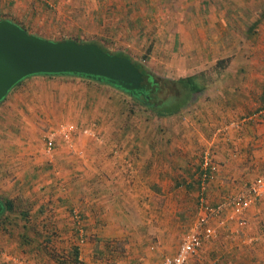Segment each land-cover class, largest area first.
I'll return each mask as SVG.
<instances>
[{"label":"rangeland","instance_id":"374dc122","mask_svg":"<svg viewBox=\"0 0 264 264\" xmlns=\"http://www.w3.org/2000/svg\"><path fill=\"white\" fill-rule=\"evenodd\" d=\"M131 1L133 4L130 7L133 9L136 2ZM127 2L128 0H0V18H10L19 22L29 33L45 39L58 41L62 38H79L102 44L104 43L101 41L100 34L102 33L98 30L95 32L98 25L104 24L105 20L117 18L126 7H129ZM263 4L264 0H224L221 8L216 9L223 11L224 22L229 32V34L226 33L224 42L247 47L244 45L249 38L246 33L247 26L252 24V19L256 17ZM83 13L92 15L96 29L89 27L91 20L86 21V18H81ZM86 22L89 25H85ZM79 25H83V29ZM256 25L260 29L262 21ZM210 28L213 29V27ZM214 31L213 29L212 32L214 33ZM91 32H95V34ZM261 35L257 36L258 40ZM111 44H114L111 46L113 47L111 52L130 56L136 63L143 65L156 75L170 78L179 77L177 73L184 75L181 66L160 68L150 66L148 63L150 57L146 56L149 53L147 51L144 52L145 54L133 52L130 54L126 53L127 49H122L117 41H112ZM254 45L249 44V46ZM242 51L235 54L239 55V53H243ZM216 57L214 64L211 63L208 67L199 65L189 71V75L202 71L206 73L203 78L206 81L204 90L210 86H216V82L225 72L229 61L235 58L233 56ZM255 57L256 52L251 53L249 50L241 55L242 59L236 58L235 61L243 59L253 61ZM179 58L183 59V57ZM220 59H223L224 68H221L220 64L217 65ZM29 81L30 83H28ZM32 81L27 80L9 91L6 98L0 103V160L2 161L0 165V196L14 199L16 209L31 205L24 201L27 191L31 188V181L35 178V176L29 177L34 173L44 178L45 174L49 173L53 175V183L57 182L54 188L58 195H65L77 186L82 188L80 192L86 194L84 200H87L92 192V180L83 181L79 178L80 175L93 173L94 169L104 178L99 179L96 185V188L106 192V194L100 195V197L104 195V200L101 198L100 200L112 203L107 204V209L101 212V216L103 215L100 221L101 226L95 220L91 222L84 220L81 210L87 206V201L82 203L83 199L79 198L77 204L75 203L71 207V209L73 207L81 209L83 220L80 227L83 230L84 241L82 244H80L78 225L72 219L71 213L68 214H70L74 225L73 228L70 226L67 230L71 234L68 238L61 237V228L54 222L55 213L51 211L52 209L46 214L49 220L46 227L36 224L38 222L31 210L27 217L29 221L27 228H24L23 219H19L18 215L16 218H12L8 229L0 230V235L2 238L5 235L10 238L9 247L15 253L21 252L23 248H35L41 253L39 259L36 257V261L32 262L34 264H84L82 256L89 252L91 246L97 251L104 250L105 247L108 264H122L121 260H125L124 258H126L124 264H129L127 261L132 262V258L137 261V264H153L155 262L158 264L161 258L158 254H171L177 250L183 237L196 226L201 217L198 190L192 188L176 193L173 209L168 205L163 206L165 203L168 204L167 196L158 200L160 211L153 206L157 202L156 191L158 190L155 187L157 186V176L161 177L160 173L169 172V169H171V173L175 171L176 181H182L180 182L182 189H185L183 184L196 179V167L200 166L202 153L209 151L213 162L218 167L219 174L226 171V174L229 175L230 172L233 178H224L217 172L215 179L209 183L206 191V199L210 204H215L222 198L242 190L255 176L264 174L262 147L251 148L249 144H246L245 159L237 164L239 158H244L240 154L242 149L240 152L237 149L228 151L227 147L223 150L221 143L217 140L222 133L232 129L238 131L243 126L263 123L264 105L262 106V101H254L252 107H249L251 111L248 114L224 123L223 132L215 131V128L208 131L210 126L207 131L204 130L203 127L206 126L202 124L198 114L197 129L191 131V135L185 136L184 132L187 129L184 127L183 132L181 130L176 132V139H174L172 133L179 130L180 124L191 120L184 115V109L173 117H157L142 109L134 108L130 97L124 93H112L109 89L94 88L69 78L58 77L49 80L53 82L38 84H33ZM245 107L247 108V105ZM198 108L200 109V107ZM173 121H178V125L172 128ZM66 123H72L78 129L74 134V148L67 147L58 138L54 148L55 153L50 154L53 155L50 157L44 150V137L51 129ZM84 131L90 132L92 136H88ZM132 144H137L134 147L139 148L140 146L141 148L135 150L134 153H131V149L127 156L124 147H131ZM190 144L193 147H190ZM26 146L28 148H24ZM29 147L33 153H36L39 159L37 162H34L33 157H26V154H22V152L29 151ZM62 147L65 149L67 158L58 157ZM89 147L92 150L91 153H88ZM254 149L256 150V162L249 164V158L254 157L252 154ZM140 160L144 162L142 165L139 164ZM226 162L235 163L233 171L232 169L231 171L225 170ZM70 163L78 165L73 173L76 172V175H80L60 181L65 177L63 173L66 176L71 175L66 172L70 168ZM147 163L148 165H146ZM187 164L190 165L189 170H185ZM173 165H175L174 171L172 170ZM243 166H246V171L241 172ZM247 172L252 176L249 179L242 178L243 173L247 174ZM132 178L134 181L130 182ZM144 179L149 182H145ZM151 179H155V182ZM42 181L43 179L39 180V182ZM221 182L227 187L224 193H218L217 196L209 193L208 190L212 186ZM36 183L38 184V181ZM107 185L113 187V190L117 188L118 194L116 195L114 191V194L107 196ZM159 185L161 191L158 194L160 195L163 193V189L167 191V194L172 191L169 189L171 186L169 181L167 184L160 181ZM127 186L133 187V190L128 189V192H124L122 189ZM120 192L121 194H119ZM135 192L138 194L137 196H134ZM39 199L40 197H37L36 204L39 203ZM70 205L67 211H69ZM161 207H163L162 210ZM162 212L164 215L160 214ZM87 224H90V227ZM208 224L214 228V234L205 240L201 248L191 256L189 264H254L252 259L264 254V198L255 201L244 211L243 219H231L229 211L224 210L218 218L209 219ZM22 233H26L32 241L25 243L26 245H19V243L22 244L20 241ZM122 234H128L126 236L132 239L127 242L130 247L121 249L118 244L115 248V245L112 246L110 243L113 241L116 243ZM144 235L149 238L152 248H147L145 254L139 250L140 246L137 245L139 237ZM42 236L45 238L42 239ZM98 237L102 240L107 239L97 240L95 243ZM63 244L67 245L66 249L61 248ZM107 244H110L111 248L107 249ZM73 247L78 248L79 251L80 262L78 261V263L65 257ZM16 248L20 250L16 251ZM126 250L130 252L128 255ZM1 252L3 249H0ZM46 257L49 260L45 259ZM158 259L159 261H157ZM14 262L9 261L5 264H27L25 261Z\"/></svg>","mask_w":264,"mask_h":264},{"label":"crops","instance_id":"0c3cea01","mask_svg":"<svg viewBox=\"0 0 264 264\" xmlns=\"http://www.w3.org/2000/svg\"><path fill=\"white\" fill-rule=\"evenodd\" d=\"M134 1L136 2L135 6L133 7V9L135 8V11H133V9H131L130 7L132 6L133 2L131 0H128L127 3H129L128 4L129 7H126L124 9V12H122V14H120L115 19L105 20L104 24L101 25L97 24L98 25L97 29L95 25L96 23L93 21L94 18L92 17L91 14L83 13L81 15V18L82 19L86 18L85 19L86 21L91 20L90 25L88 24V22H86L85 25H89V27L90 26L95 27L96 29L95 32H97V30L100 31L102 33L100 34L101 41L104 42L103 44L109 47L111 50L113 49V47L111 46L114 45L111 44V42L117 41L118 44L120 43V47L122 49L124 50L127 49L126 53L131 54L133 52V53L141 54L147 51L149 53H147L146 56L148 58L150 57V59H148L149 60L148 63H150V66L156 68L181 66V68H183L184 75H180L181 73H177L178 76H186L187 74L189 75L190 74L189 71L195 67H198L199 65H201V67L202 66L208 67L211 63L214 64L217 58L216 56L235 57L232 58L227 64V68L216 82L215 84L216 86L213 87L210 86L206 88V90H203L201 93L196 94L192 103L189 104L186 108H183L185 112L184 115L188 116L189 119L191 120L185 121L183 124H180L179 130H175L174 134L172 133L174 139H176V132L180 130L183 132L184 127L185 129H187V131L184 132V135L185 136H189V134L191 135L192 134L191 131L193 132V130L197 129L196 123L197 120L199 119V116L202 124L206 126L203 127L204 130L207 131V129L210 126L208 131L215 128V131L219 130L223 132L222 130L224 129L222 126H224V123L234 121L238 117L244 114H248V112L251 111L249 107L250 106L252 107L254 101L257 102L262 101V106L264 105V6H263L264 4L261 6L256 17L252 19V24L247 26L246 33H248L249 38H248V42L244 43V45H246L247 47L245 46L241 47L240 45H236V43L224 42V38L227 36L226 33L229 34V32L224 22L225 16L223 11L216 10L218 7L221 8V5L224 3V0H134ZM78 18L80 17L78 16ZM261 21H262V26H260L259 29V27H256L257 26L256 24H259ZM79 26L81 27V29H83V25H79ZM210 27H213V29L215 30L214 33L212 32L213 29H211ZM95 32H91V33L95 34ZM259 35H261L260 40H258L257 37ZM219 41H221V43H219ZM249 44H255V45L249 46ZM241 50H243L242 51L243 53L248 52L249 50L251 53L256 52L255 59L253 61H247L244 59L235 61L236 58L242 59L240 57L243 53H239V55L235 54ZM186 53L188 54L184 56V54ZM179 57H183V59H180ZM209 58L211 61L208 60ZM40 82L43 83V82H53V81H49L48 79L45 80L44 78H40V77L34 78L32 81L33 84H38ZM28 83H30V81ZM109 91L114 93V91L111 89H109ZM246 105L247 108L245 107ZM197 106L200 107V109ZM169 117H173V116H169ZM178 121H173L174 124L172 125V128L178 125ZM199 124L200 122L198 123V125ZM225 133L224 134L222 133V135H220V137L217 139L221 143L223 150H225V148L227 147L226 150L228 151H231L232 149H237L238 152H240V149H242L240 154L243 155L244 158L243 157L241 159L239 158L237 164H240V162L245 159V153L247 150L246 144H249L251 148L262 147L263 148L262 159L264 160V122L261 124L250 125L247 127L243 126L238 131L232 129L229 132L227 131ZM182 138H184V136H182ZM134 145L137 144H132L131 147L128 146L124 147L126 148L125 152L127 153L126 154L127 156L129 155L128 153L131 149H132L131 153H134L135 150H139L141 148L140 146L139 148L137 146L134 147ZM190 147H193L192 144H190ZM24 148H28V147L26 146ZM255 151H256L255 149L252 150V154L254 155V157L249 158L250 159L248 161L249 164H254L256 162ZM91 152L92 150L89 147L88 153ZM22 154H26L27 155L26 157H31V158L33 157V159H35L34 162H37L39 160L36 153H33L31 148L29 151L22 152ZM52 156L53 155H50V157ZM58 157L59 158L68 157L65 153L64 147H62V150L59 151ZM1 162L2 161L0 160V165ZM62 163L65 162L62 161ZM143 163L144 162H142L141 160L139 161V164L142 165ZM148 163L146 165H148ZM226 164L227 167L225 170L231 171L232 169L233 171L234 169L233 164L235 163L230 164L226 162L225 166ZM109 167H113V166H109ZM77 168L78 165H74L73 163L72 164L70 163V168L67 169L66 172L71 173V175L66 176V174L63 173L65 177H63V180L60 179V181L67 180V178L69 179L73 178L74 175L79 176L80 174L76 175V172L73 173ZM189 168L190 165L187 164L185 170H189ZM245 168L246 166H243L241 168L242 169L241 172L246 171ZM174 169H175V165L172 166L173 171ZM169 170L171 171V169ZM170 171L169 172L165 171L164 173L163 172L160 173L161 174L160 178L157 176V186L155 187V189L157 188L158 190L156 191L157 202L153 206H155V208L158 211H160L158 200L162 197L167 196L166 198L168 201V204L165 203L163 206L168 205V207L171 206V208L173 209V207L175 206L174 198L176 197V193L184 192L189 188L199 191L198 181L196 179H193V181L190 182L187 181L185 184H183L185 189H182V185L180 183L182 181H176L177 176L174 174L175 171L174 173L173 172L171 173ZM32 174L33 175L30 176L29 178H32L34 176L35 178L32 179L33 181H31L30 184L31 188L27 191L24 199L26 204L31 203V205H27L26 207H23L22 210L24 211L28 210L29 213H30L29 210L33 211L35 220L38 222L36 224H38L40 227L48 226L49 220L48 217H46V214L48 211H50V209H52L51 211H54L55 213L54 222L57 226L61 228L60 229L61 237L68 238L71 234L68 233L67 230L70 226L73 228L74 225L72 219L69 216L70 214L68 213H70L71 207L74 206L75 203L77 204V201L79 200V198H81L83 199L82 203H85L87 201V206L86 207L84 206L82 210L80 209L81 212L83 213L84 220H86L87 222H91L92 220H95L99 222V226H101L102 223L100 221L103 217V215L101 216V212L107 209V204H112V203L107 200L102 201L104 200V195L101 197L100 195L106 194V192L96 188L99 179H104L102 175L99 174L98 171L95 172L93 169V173L90 174L87 173L86 175L83 176L80 175L79 178L80 180L83 181L92 180L91 184L93 188L87 200H84L86 198L85 196L86 194H82L80 192L82 191V188L80 187L78 188L77 186H75L74 188L71 189V192H68L65 195H58V193H56V190L54 188V185L55 183L57 184V182L55 181L53 183V179H54L52 177L53 175L46 173L45 177L42 178L39 175H35L34 173ZM220 175L224 178H228V179L232 178L230 172L229 175H227L226 171H224L222 174H219V176ZM243 175L244 176L242 178H246V179H249L252 176L248 172L247 174L243 173ZM164 176L166 177L163 178ZM40 179H43V181L39 182ZM134 179L137 178L134 177ZM134 179L132 181L130 180V182H133ZM37 181L38 184L36 183ZM144 181L149 182L146 179H144ZM151 181L155 182V179L154 180L151 179ZM160 181H163L164 184H167V182L169 181V183L171 184L169 189H171L172 191L167 194V191L166 190L164 191L163 189L162 190L163 193H161V195L158 194V192L161 191L159 185ZM226 188L227 187L224 185V183L221 182L212 186L208 191L209 193H212L215 196H217L216 194L218 193H224V190ZM115 189L116 190H113V187L107 185V196L114 194V191L117 195L118 194L117 192L119 190L117 188ZM128 189L133 190V187L127 186L125 189L122 190L124 192H128ZM134 191H136V189H134ZM119 194H121V192ZM137 195L138 194L135 192L134 196ZM37 197H40L39 199L40 201L38 204H36ZM100 198L102 200H100ZM69 204L71 205L69 207V211H67ZM215 204H211V205H215ZM162 209L163 207H161V210ZM160 214L164 215L163 212ZM28 222L29 221L27 217L25 219L23 218V224H25L26 227H28L29 225ZM87 225L90 227V224ZM126 235L122 234L116 243L113 241L110 244L112 246L115 245V248L119 244L121 246V249L123 247H130V244H128L127 242L132 241V239H130ZM44 238L45 237H43L42 239ZM139 238L140 239L137 241V245L140 246L139 250L142 251L143 254H145V250H147V248L149 249L151 248L149 238L145 235ZM105 239L107 238H104V240ZM97 240L104 241L102 240V238L98 237L95 240V243H97ZM20 241H22V244L19 243V245H23L26 243L22 238L20 239ZM30 242L31 241L29 240L28 243ZM10 244H11L10 238L7 235H5L4 238H2L0 235V249H3V252L0 253V264L9 263V261H13V262L25 261L27 264H34L32 262L36 261L37 259L36 257H38V259L40 257L41 253H39L35 248L34 249L23 248L21 252L15 253L14 250L9 247ZM110 244H107L108 246L106 245L107 249L111 248ZM91 247L92 248L89 250V252L82 256L84 264H108L107 258L105 257L106 256L105 247L103 248L104 250L101 249L100 251L94 250L93 246ZM61 248L66 249L67 245L64 246L63 244ZM19 250L20 249L16 248V251ZM156 250H159V248H156ZM126 252L127 255L130 253L127 250ZM158 255L161 256L160 258V262H161L162 258L166 255V253L165 254L159 253ZM253 255L255 256V254ZM68 257L69 256L67 255V258ZM45 259L49 260L47 257ZM124 259L126 260V258ZM125 260H121L122 264L126 262ZM132 260H133L132 262L131 261H127V262L129 264H137V261L134 260V258H132ZM70 261L72 260L70 259ZM157 261H159V259ZM252 261L254 262V264H264V254H261L260 257L255 256L252 259ZM160 262H158V264ZM153 264H157V262Z\"/></svg>","mask_w":264,"mask_h":264},{"label":"water","instance_id":"95a60500","mask_svg":"<svg viewBox=\"0 0 264 264\" xmlns=\"http://www.w3.org/2000/svg\"><path fill=\"white\" fill-rule=\"evenodd\" d=\"M40 73L84 75L129 94L144 91L143 73L130 59L109 54L90 42L45 39L9 19H1L0 101L20 80ZM4 211L0 200V214Z\"/></svg>","mask_w":264,"mask_h":264},{"label":"trees","instance_id":"16d2710c","mask_svg":"<svg viewBox=\"0 0 264 264\" xmlns=\"http://www.w3.org/2000/svg\"><path fill=\"white\" fill-rule=\"evenodd\" d=\"M0 19H6V18H0ZM9 20L15 22L19 26L25 29V27L20 24L19 22H16L10 18ZM65 39H73L77 42H90V41H84L79 38H62L60 40ZM92 44H96L99 46L103 51L112 54L117 55L119 57H125L132 61V63L140 70L141 73H143V86L144 91L138 94H129L122 90L121 88H118L116 86H113L111 84H108L105 81H97L93 79H89L84 75H78V74H33L29 75L22 80H20L11 90L15 89L16 87L20 86L21 84L25 83L27 80H33L34 78H44L45 80H52L55 78H69L72 81H79L86 83V85L93 86L94 88H104V89H111L114 92H117L119 94H126V96H129L132 102V105L134 108H139L144 111H147L157 117H168V116H174L178 114L183 108H186L189 104L192 103L194 100V97L196 94L201 93L205 87H206V81L205 76L206 73L204 71L196 74L186 75V76H179L175 78L165 77L161 75H156L154 72L146 69L143 65L141 66L139 63H136L130 56L125 55L123 53L116 54L118 52L110 51L111 49L107 46H105L103 43H96V42H90ZM105 48V49H104ZM223 59H220L217 63L221 65V68H224L222 63ZM10 90V91H11ZM4 97L0 103L5 99ZM199 167L197 168V172L199 171ZM0 200L2 201L5 211L0 214V230L5 231L8 229V225L10 222H12V218H16V215H18L19 219H25L29 216L28 210H22L23 207L16 209V203L15 200L8 196H0ZM21 209V210H19ZM18 210V212H16ZM24 228H27L25 224ZM23 237V238H22ZM21 238L28 243L27 240H30L28 238L26 233H22ZM32 241V240H30ZM69 256L68 259H71L74 261V263H78L79 261V251L78 248L73 247L72 250L66 254ZM80 262V261H79Z\"/></svg>","mask_w":264,"mask_h":264},{"label":"built area","instance_id":"2783aa9c","mask_svg":"<svg viewBox=\"0 0 264 264\" xmlns=\"http://www.w3.org/2000/svg\"><path fill=\"white\" fill-rule=\"evenodd\" d=\"M77 127L72 123L62 124L55 129H51L44 137L45 152L52 154L57 139L70 148H74V134ZM88 136H92L90 132L84 131ZM81 152V151H80ZM218 172L216 163L212 160L209 151H205L201 155L199 171L196 173V180L199 186V211L201 217L198 219L196 226L183 237L177 250L174 253L166 254L159 264H189L191 256L202 246V243L214 234L208 221L212 218H218L224 211H229V218L243 219L244 211H246L255 201L264 198V174L255 177L242 190L222 198L217 204L211 205L206 199V191L209 183H211ZM72 219L79 228L80 244L83 241V230L80 227L83 216L76 207L70 211Z\"/></svg>","mask_w":264,"mask_h":264}]
</instances>
